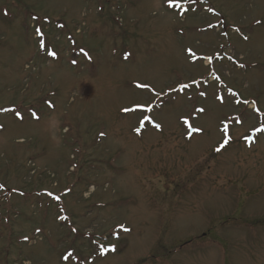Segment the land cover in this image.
I'll list each match as a JSON object with an SVG mask.
<instances>
[{"label": "rangeland", "instance_id": "rangeland-1", "mask_svg": "<svg viewBox=\"0 0 264 264\" xmlns=\"http://www.w3.org/2000/svg\"><path fill=\"white\" fill-rule=\"evenodd\" d=\"M5 109L0 264H264V0H0Z\"/></svg>", "mask_w": 264, "mask_h": 264}, {"label": "snow or ice", "instance_id": "snow-or-ice-1", "mask_svg": "<svg viewBox=\"0 0 264 264\" xmlns=\"http://www.w3.org/2000/svg\"><path fill=\"white\" fill-rule=\"evenodd\" d=\"M171 6V5H170ZM217 151H219V149H217Z\"/></svg>", "mask_w": 264, "mask_h": 264}]
</instances>
